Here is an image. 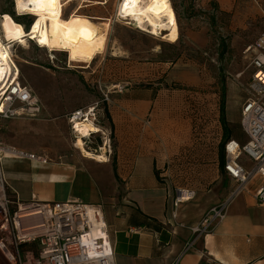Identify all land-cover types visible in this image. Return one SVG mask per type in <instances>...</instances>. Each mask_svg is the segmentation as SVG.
Returning <instances> with one entry per match:
<instances>
[{
    "label": "crops",
    "instance_id": "1",
    "mask_svg": "<svg viewBox=\"0 0 264 264\" xmlns=\"http://www.w3.org/2000/svg\"><path fill=\"white\" fill-rule=\"evenodd\" d=\"M153 97L150 90L135 88L113 93L108 112L114 150L105 162L84 157L73 137L70 142L52 126L43 125L52 130L44 133L35 130L40 126L36 121H4L2 135L12 145H1L48 159L43 165L2 158L11 198L25 208L74 200L100 206L115 264H264V206L254 197L258 187L264 188V178L250 181L233 198L212 233L193 237L189 228L226 199L235 184L219 165L218 140L212 144L180 136L182 127L170 128L167 117L164 121L156 116L159 108ZM229 100L236 107L230 117ZM235 100L227 91L225 114L232 139L242 144L246 136ZM44 114L42 106L37 120H44ZM29 138L41 143L25 144L23 140ZM240 163L246 169L252 166L245 157ZM176 189L194 196L175 207ZM35 220L40 222L38 215L31 221Z\"/></svg>",
    "mask_w": 264,
    "mask_h": 264
},
{
    "label": "rangeland",
    "instance_id": "2",
    "mask_svg": "<svg viewBox=\"0 0 264 264\" xmlns=\"http://www.w3.org/2000/svg\"><path fill=\"white\" fill-rule=\"evenodd\" d=\"M89 1L79 14L92 18L100 29L109 23L104 51L90 64H69L66 53L42 49L28 39L25 44H8L22 83L38 97L45 111L44 120L18 121H36L40 125L35 128L37 132H51L43 125L52 126L71 142L66 115L100 101L104 93H108L110 101L102 108L112 110L116 88L145 90L147 85L156 89L152 98L153 105L159 108L156 116L164 117V121L167 117L170 128L182 127L183 133L178 130L182 137L196 138L195 124L201 123L202 128L213 118L215 103L219 106L221 83L240 109L251 74L250 54L246 51L264 30V0H170L178 28L174 44L124 25L117 15L120 0ZM95 1L101 4L95 5ZM71 3L63 10L65 17L78 5L77 1ZM13 7V0H0V18L13 12L16 17L26 15L21 18L23 23L33 20L29 14L17 15ZM220 42L226 47L224 52ZM227 112L228 117L236 112L230 100ZM97 126L102 132L86 137L84 148L100 152L98 148L109 143L112 157L114 140L105 114ZM184 128L189 129L186 135ZM5 133L0 121V144L12 145L2 135ZM23 141L41 143L30 138ZM18 222L20 228H25L32 221Z\"/></svg>",
    "mask_w": 264,
    "mask_h": 264
},
{
    "label": "built area",
    "instance_id": "3",
    "mask_svg": "<svg viewBox=\"0 0 264 264\" xmlns=\"http://www.w3.org/2000/svg\"><path fill=\"white\" fill-rule=\"evenodd\" d=\"M4 47L9 56L7 69L0 75V121L41 119L40 100L22 83L20 69L10 53L7 42ZM246 52L250 54L248 66L251 74L246 87V99L240 108V126L246 136V142L239 145L230 141L224 149L223 171L228 179L234 182L235 187L226 199L210 207L201 219L189 228L195 238L212 233L225 218L233 198L241 193L250 181L264 178V30ZM115 90L117 93L122 92V88ZM109 101L108 93H104L100 101L66 115L75 140L74 145L77 138L75 123L90 122L97 126L98 120L103 116L102 105ZM95 134L98 133L89 132L87 137ZM104 145L101 148H104ZM106 147L104 154L108 159L111 154L109 143H106ZM101 148H98L100 152L103 151ZM4 156L43 165L48 163V159L42 155L24 153L0 144V264H115L100 206L87 205L78 200L54 204L32 203L27 210L36 209L39 212L37 215L41 219L42 232L21 235L16 218L21 205L9 194L1 168ZM242 157L252 164L250 169L240 163ZM193 196V192L176 190L174 206L189 201ZM254 197L259 205L264 206L262 186L255 190ZM31 243H37L36 253L22 249L23 244ZM170 264H177V261Z\"/></svg>",
    "mask_w": 264,
    "mask_h": 264
},
{
    "label": "bare ground",
    "instance_id": "4",
    "mask_svg": "<svg viewBox=\"0 0 264 264\" xmlns=\"http://www.w3.org/2000/svg\"><path fill=\"white\" fill-rule=\"evenodd\" d=\"M73 1H77L78 5L75 4L74 11L65 17L63 13L66 11L63 10ZM89 2V0H13L14 12L17 15L29 14L33 20L26 32L10 15L3 14L0 18V75L7 69L9 56L4 43L16 41L18 44H25V39L34 41L33 43L42 49L66 53L69 64H90L104 51L109 23H102L103 29H100L92 22V18L79 14ZM94 4L101 3L95 1ZM117 15L124 25L131 26L139 32L168 43H176L178 39L177 22L170 0H120ZM75 127L77 134L75 147L80 153L97 162L107 161L104 154L106 143L104 148H101L103 151L96 153L86 150L83 144V139L89 132L100 133L101 129L90 122H77ZM27 209L21 207L16 213L20 234L28 236L41 233L42 229L39 226L41 222L37 220L32 221L30 225L27 224L25 228H20L18 220H33L39 214L36 209Z\"/></svg>",
    "mask_w": 264,
    "mask_h": 264
},
{
    "label": "trees",
    "instance_id": "5",
    "mask_svg": "<svg viewBox=\"0 0 264 264\" xmlns=\"http://www.w3.org/2000/svg\"><path fill=\"white\" fill-rule=\"evenodd\" d=\"M6 14L10 15V17L15 22L21 24L26 32L28 31L29 26L31 25L32 21H26L25 23H23L21 22V18L25 16L16 17L13 12H7ZM170 44H174V43H170ZM220 46L222 47V51L224 52L226 50V47L224 46L222 42H220ZM135 89H140V88L135 87ZM145 90H150L153 95L156 93V89L153 85L152 86L147 85V88H145ZM226 94H227V89L224 86V84L221 83L220 92H219V106L217 108V104L215 103L214 109H213V118L210 119L208 123H206L205 127L201 128L202 126L201 123H198L197 126L195 124V130H197L198 133H196V138L194 139L190 138L191 140H197L198 142H201V141L203 142L204 140H210V143L212 144L218 140V147H217L218 148V158H219V165L221 166L222 171H223V166H224V149H225L226 144L229 143L230 141H234L239 145H243L246 142L245 141L244 143L240 144L235 139H232V131L230 127L228 126V122L226 120V114H225ZM103 114H105V117L107 118L109 122V128H110L111 135H112L113 125H112V121H111V118H110V115H109V112L106 106L103 108ZM200 121L201 120H199V122ZM176 190H181V189H176ZM37 246H38L37 243L23 244L22 249L31 250L36 253L38 249Z\"/></svg>",
    "mask_w": 264,
    "mask_h": 264
}]
</instances>
